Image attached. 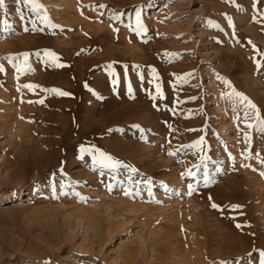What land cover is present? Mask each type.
Instances as JSON below:
<instances>
[{"label": "rangeland", "instance_id": "374dc122", "mask_svg": "<svg viewBox=\"0 0 264 264\" xmlns=\"http://www.w3.org/2000/svg\"><path fill=\"white\" fill-rule=\"evenodd\" d=\"M36 2L0 7V264H264V0Z\"/></svg>", "mask_w": 264, "mask_h": 264}, {"label": "snow or ice", "instance_id": "6c2138e0", "mask_svg": "<svg viewBox=\"0 0 264 264\" xmlns=\"http://www.w3.org/2000/svg\"><path fill=\"white\" fill-rule=\"evenodd\" d=\"M24 2H25V3H30V4H32V6H33V10L38 9V8L41 7V5H39V4L36 2V0H24ZM3 3H4V0H0V7L3 6ZM43 20H44L45 22H47V16L43 17ZM137 24H138V26H139V13H137ZM45 55L48 56V57H50V58H52L53 60H56V59H57L53 53L48 52V53H45ZM27 59H28L27 54H24V55H23V60L26 62ZM57 66H60V65H57ZM257 67H259V65H257ZM25 70H30V69L27 68L26 63L24 64L23 67H21V66H18V67H17V71H25ZM225 83L227 84V81H225ZM26 87H27V86H26ZM53 91H56V90H53ZM58 94H59V95H68L67 93H64V92H59ZM233 95L240 96V94H238V93H233ZM245 99H246V98L240 96V100H241V102H243ZM39 102H40V103H43V101H39ZM248 107L251 108V109L253 110V112H254L253 119H254L255 121H258V122H259L260 130H261V131H264V120L260 119V113L256 110L255 105H253V104L249 101V102H248ZM245 115L247 116L248 113H245ZM247 126H248L249 128L252 127L251 124H249V125H247ZM170 155H172V154L170 153ZM101 157H102L103 160L111 161V157L104 156L103 153H101ZM113 166H114V164H113ZM187 174H188L189 176L194 175L191 171H189ZM261 175L264 176V173H261ZM205 182L207 183V176H205ZM189 187H190V192H191V186H189ZM212 206H213L214 208L217 207L216 205H212ZM233 207L235 208V207H238V206H233ZM237 227H239V225H237ZM260 256H261L262 260H264V252H261V253H260Z\"/></svg>", "mask_w": 264, "mask_h": 264}]
</instances>
